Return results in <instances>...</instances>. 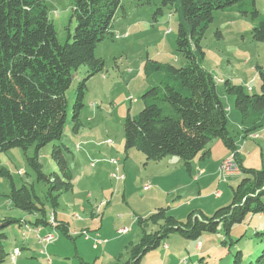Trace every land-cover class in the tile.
<instances>
[{
  "label": "rangeland",
  "instance_id": "1",
  "mask_svg": "<svg viewBox=\"0 0 264 264\" xmlns=\"http://www.w3.org/2000/svg\"><path fill=\"white\" fill-rule=\"evenodd\" d=\"M150 1L122 0V8L115 16L113 39L108 38L101 42L95 52L96 57L104 61L105 67L87 83L79 133L74 132L72 112L78 84L87 77L88 69L82 66L73 72L71 87L66 92L68 113L62 138V143L71 151L67 155V161L73 176V189L62 193L56 211L59 220L71 225L84 220L86 227L94 228L92 218L98 219L97 226L102 225L99 229H102L104 237L100 234L97 236L95 231L90 232L88 228L76 223L77 237H69L63 233L64 230L58 229V239L46 246L51 264H81L83 260L89 264H113L117 255L123 256L121 261H127V249L136 244L141 236L138 219L146 218L159 209L168 208L171 214L174 208L167 207V203L174 204L178 197L171 196L170 190L178 185L189 184V181L182 183L186 177L179 174L170 182L160 181L162 190H158L151 181L152 176L157 174L154 168L156 165H153L155 163L148 165L149 162L136 149L128 152L124 149V122L128 113L136 118L144 108V93L159 86L164 77V72L156 69L157 65L181 67L186 64V59L178 51L176 43L178 14L172 7L163 6V0ZM47 5L57 39L60 44H65L76 27L72 19V0H47ZM256 8L264 18V0H256ZM252 9L251 3L247 1L234 9L213 13V23L201 44L205 53L201 65L214 78L217 93L226 110L231 105L236 115V120L228 117V129L240 148L239 156L244 162L243 167L261 171L264 170V128L244 139L242 118L235 107V96L227 93L224 85L229 81L232 85L243 87L250 95L261 93L264 43L253 41L252 29L255 22L251 15L240 13V10L250 12ZM159 10L162 11L161 14ZM145 86L148 89L141 93ZM244 140H247V145ZM215 141L217 139L213 142ZM213 142L209 145V150ZM218 142L227 150V158L236 157V154L238 156V151L232 152L220 140ZM56 143H51L39 151L42 172L49 177H62L52 158ZM34 155V147L27 151L15 148L0 153V217L17 220L3 231L7 237L4 241L5 251L10 254L21 250L25 240L23 231L34 245L33 257L25 254L16 259L17 261L8 257L2 264H48L47 256L41 254L43 246L39 244L36 232L22 229V224L25 221L31 224L36 220V215L15 208L9 197L14 187L18 191L26 186L32 194V200L37 201L34 197L36 194L45 203L49 215L52 213L46 200L48 187L38 180L28 162V158ZM214 155L217 157L218 154ZM214 157L205 166L206 175L201 177L208 179V184L204 181L194 183L185 190L187 195L184 196V203L189 201L191 206L186 207L185 204L173 211L179 221H184L194 208H199L198 211H203L207 217L212 216L217 210L215 207L219 205L213 203L218 189L223 192L220 202L227 203L225 206L232 202L233 190L239 183L230 179L222 180V185L217 184L220 175L217 172L216 177V172L213 171ZM113 161L117 162L121 173L117 172ZM127 161L129 163L125 165ZM119 175L125 177L121 182L116 179ZM147 185L150 186L149 189H146ZM262 200L264 201V196ZM92 213L95 215L92 216ZM124 227L128 229L127 234L118 235L117 231ZM257 232L264 233V217L254 214L244 223L234 226L229 235L225 234L222 225L217 232L205 233L198 240L172 235L160 247L148 252L141 264H180L182 261H187L184 264H233L239 252L242 254V264H249L264 250V237L256 236ZM83 233H88L92 240H85ZM105 233L115 241L108 240V245H100L99 250H94L93 238L110 239L105 237ZM199 243L203 246L202 252L196 249ZM115 244L116 247H113ZM14 248L18 249L11 252Z\"/></svg>",
  "mask_w": 264,
  "mask_h": 264
},
{
  "label": "trees",
  "instance_id": "2",
  "mask_svg": "<svg viewBox=\"0 0 264 264\" xmlns=\"http://www.w3.org/2000/svg\"><path fill=\"white\" fill-rule=\"evenodd\" d=\"M247 1L252 11L240 10V13L251 15L255 22L253 41L264 43V18L257 11L256 0H163V6L172 7L178 14L176 43L186 64L157 65L156 69L164 72L161 84L144 93V108L136 118L128 115L125 119L126 152L136 149L148 162L175 156L190 170L192 161L206 156L209 145L216 139L232 152L238 151L228 129V113L217 93L216 82L201 65L205 55L201 44L213 23L215 11L234 9ZM120 8L122 0H72L75 31L69 34L65 44H60L49 17L47 0H0V153L34 147L35 155L28 162L38 180L47 185L46 200L55 216L60 196L73 189L67 161L71 151L62 143L68 113L66 92L71 87L73 72L86 66L87 77L78 84L72 112L74 132L79 133L87 83L105 67L95 52L101 42L113 39L115 16ZM261 82L259 95H250L229 81L224 84L227 93L235 96L244 139L264 128L263 74ZM54 142L57 143L52 158L62 177L45 175L39 163V151ZM238 156L242 176L233 190L230 205L216 210L210 217L192 211L185 221L177 220L168 208L139 218L140 239L127 249L128 260L123 262L120 256L117 264H141L148 252L160 247L172 235L198 240L205 233L217 232L221 225L229 235L234 226L244 223L251 215L264 217V170L244 168ZM9 197L15 208L37 216L31 223L34 227L49 225L45 203L36 194L34 202L26 186L18 191L14 187ZM16 222L13 218L0 217V264L9 257L3 231ZM57 229L69 236L63 223ZM256 236L264 237V233L257 232ZM242 261L239 252L233 264H242ZM81 264L89 263L82 261ZM249 264H264V250Z\"/></svg>",
  "mask_w": 264,
  "mask_h": 264
},
{
  "label": "crops",
  "instance_id": "3",
  "mask_svg": "<svg viewBox=\"0 0 264 264\" xmlns=\"http://www.w3.org/2000/svg\"><path fill=\"white\" fill-rule=\"evenodd\" d=\"M141 74H142V72H141ZM148 89V86H145L143 89H142V91H141V93H143V92H145L146 90ZM223 99H225V97L223 96ZM222 100V99H221ZM134 101H136V100H132V102H134ZM223 102V101H222ZM136 103V102H135ZM230 104V103H229ZM230 108V109H229ZM228 109H229V113H228ZM228 109H227V113H228V117L229 118H233L234 120H236V115L234 114V112H233V109H232V106L231 105H229V107H228ZM128 115H130L129 113H128ZM238 115H240V114H238ZM131 116V115H130ZM240 118H241V116H240ZM242 126V125H241ZM240 126V127H241ZM241 129H242V127H241ZM243 130V129H242ZM229 132H230V130H229ZM230 134H231V132H230ZM231 136L234 138V136L231 134ZM247 140H244V143H245V145H247L248 144V142H246ZM124 143V142H123ZM236 143V142H235ZM237 145V144H236ZM238 147V146H237ZM239 147H238V155H239ZM220 151L222 152V153H220ZM226 149L225 148H223L222 147V145L220 144V142H218V140L217 141H215V142H213V144H212V146H211V150H209V152H208V154L206 155V156H204V157H200L199 156V158H196L195 160H193L192 161V163H191V167H190V170L188 169L187 170V168L184 166V163H183V161L180 159V158H178V157H175V156H169V157H166V158H164V159H162L161 161H158V162H149V164L148 165H151V163H155V164H153V165H156V166H154V168L156 169V171H157V174L156 175H153L152 176V182L154 183V184H156V186H157V188H158V190H162V185H161V183H160V181H162V182H170L172 179H175V177L177 176V175H179V174H181V176H183V177H186V179H185V181L183 180V181H181L182 183H184V184H186V183H188V181H189V184L188 185H178V186H175L174 188H172L170 191L173 193H171L170 195L171 196H174V195H176L177 197H178V200L177 201H174V204H171V203H167V207H169V208H174L172 211H171V214L177 219V220H179L175 215H174V212L177 210V209H179L180 207H184L185 206V204H187L186 205V207H189V206H191V204L192 203H190L189 204V201H187V202H185L184 203V200H186V199H184V196L185 195H187L186 193H185V190H187V189H189L190 187H192L193 186V184L194 183H199V182H202V181H204L205 183H207L208 184V179H202L201 177L202 176H204V175H206V172H205V170H206V168H205V166L211 161V159L215 156L214 154H218L217 155V157H214V162H215V165H214V169H213V171L214 172H216L215 173V175H216V177H217V172H219V168H220V165L222 164V162L227 158L226 157ZM239 158H240V160H241V163H242V165L244 164V162L242 161V159H241V157L239 156ZM199 159V160H198ZM128 163H129V161H127L126 162V164L125 165H128ZM124 165V166H125ZM124 166H123V170H124ZM154 168H152V169H154ZM122 172V170H121V168L120 167H118V173H121ZM21 173H23V172H21ZM187 175H189L190 177H187ZM194 176V177H193ZM242 176V175H241ZM241 176H237V177H233V178H229L228 180H232V181H235L236 180V182H240V180H241ZM195 178V179H194ZM121 182V181H120ZM174 182L176 183L177 182V180H174ZM222 182L223 181H221L220 180V178H218V181H217V184H219V185H222ZM231 183V182H230ZM209 185H210V183H209ZM212 185V184H211ZM210 185V186H211ZM156 188V187H155ZM199 193L201 194V191H199ZM183 195V196H182ZM223 198V192L220 190V189H218L217 191H216V193H215V195H214V202L213 203H216V204H219L218 206H216L215 207V209H220V208H222L223 206L225 207V205L227 204H225V203H223V202H220L219 200H221ZM184 203V204H183ZM183 204V205H182ZM172 206H175V207H172ZM228 206V205H227ZM161 207V206H160ZM156 208H158V207H156ZM198 210H200L199 208L197 209V208H194V209H192V211H198ZM203 210V209H202ZM174 211V212H173ZM192 211H190L189 213H191ZM154 212V211H153ZM170 212V211H169ZM198 212H201V211H198ZM152 213V212H151ZM150 213V214H151ZM189 213H188V215H189ZM202 214H204L203 213V211L201 212ZM93 215H95L94 213H92V216ZM187 215V216H188ZM205 215V214H204ZM56 216H57V211H56ZM206 216V215H205ZM35 217H37V216H35ZM144 217H146V216H144ZM260 217H261V215H260ZM24 221H25V219H23ZM186 220V219H185ZM184 220V221H185ZM57 221L59 222V224L60 223H63L64 224V226L66 227V230L68 231V234H69V236L70 235H74V236H78V233H76L77 231V227H76V225H75V223L76 224H78V226H81V227H84V228H88V227H86V221H76V222H74V224L73 225H71V223H69V222H66V221H62V220H59L58 219V216H57ZM99 220L98 219H96V218H92V224L94 225V228H92V227H89L87 230L88 231H90V232H93V231H95L94 233H97L96 235L97 236H99V234H100V236H103L104 237V233H103V231H102V229L100 230L99 228H102V225H98L97 226V224L99 223L98 222ZM21 224H22V222H21ZM92 224H90V225H92ZM22 229L24 230L25 228L26 229H29V230H34L35 232H36V229H37V227H34L32 224H29L27 221H25V223L24 224H22ZM40 228V232L38 233V232H36V234L37 235H39V236H45L46 234H48V233H50V232H52V228L50 227V226H47V227H39ZM72 228H74V230L72 229ZM83 228V229H84ZM122 229H125V227L124 228H122ZM121 229V230H122ZM120 231V230H119ZM119 231H117V233H118V235L120 234V235H125V234H121ZM127 234V233H126ZM22 235H23V237L25 238V240H24V243L22 244V246L20 247L21 248V250H22V254H20L21 256L20 257H18L17 258V260L19 259V258H22V256L23 255H25V254H28L29 256H31V257H33V253H34V251H33V248H34V245H32L31 244V242H32V240H31V238H28L27 237V233L25 232V231H23V233H22ZM80 236V235H79ZM109 236V234H107V233H105V237H107V238H110V237H108ZM91 237V236H90ZM38 238V237H37ZM94 239H97V238H93V240ZM120 239V238H119ZM119 239H116V241H120ZM85 240H87L88 242L89 241H91L92 240V238L91 239H86L85 238ZM98 240H100L101 241V243L97 246V248H94V246H95V243H93V249L94 250H99V247H100V245H108L109 244V241L108 240H112L113 242L115 241L114 240V238H110V239H105V240H102V239H98ZM38 242H39V240H38ZM40 244V243H39ZM42 245V244H41ZM166 247H167V245H165ZM113 247H116V244L115 245H113ZM171 248V247H170ZM169 248V249H170ZM15 249H18V248H14L11 252H13ZM199 252H202L203 251V246H202V244L201 243H199L198 244V246H197V248H196ZM24 251V252H23ZM10 254H12V253H10ZM10 254H9V257H10ZM119 254V253H118ZM120 256H122V255H120ZM118 257H119V255H117V258L115 257L114 259H115V261L117 262L118 261ZM16 260V261H17ZM80 260H83V259H80ZM12 261V260H11ZM15 261V262H16ZM47 261V260H46ZM84 261V260H83ZM86 262V261H85ZM116 262L115 263H113V264H116ZM87 263V262H86ZM184 263H187V261H182V262H180V264H184ZM46 264H47V262H46Z\"/></svg>",
  "mask_w": 264,
  "mask_h": 264
},
{
  "label": "built area",
  "instance_id": "4",
  "mask_svg": "<svg viewBox=\"0 0 264 264\" xmlns=\"http://www.w3.org/2000/svg\"><path fill=\"white\" fill-rule=\"evenodd\" d=\"M114 165H116V164H114ZM117 172H118V166H117ZM219 175H220L221 181L222 180H228L229 178L241 176V169L237 163V160H231L225 164H221L220 168H219ZM116 179L118 181H120V180H124L125 177L119 175ZM149 188H150V186L147 185L146 189H149ZM48 226H50L52 228V232L46 234L45 236L37 235V237H38L39 243L42 244V246H43V249L41 250V254L47 256L46 260L48 261V264H51V258L47 254L46 246L48 244L56 241L58 239V235H59L58 229H57L59 226V222L57 221L56 216L53 212L49 215V225ZM36 232H38V233L40 232L39 227L36 229ZM119 232L121 234H126L128 232V229L125 228V229L120 230ZM83 235H85L86 239H91V237L88 233H83ZM94 243H95L94 248H97V246L101 243V241L98 239H94ZM19 252H21V250H19Z\"/></svg>",
  "mask_w": 264,
  "mask_h": 264
},
{
  "label": "bare ground",
  "instance_id": "5",
  "mask_svg": "<svg viewBox=\"0 0 264 264\" xmlns=\"http://www.w3.org/2000/svg\"><path fill=\"white\" fill-rule=\"evenodd\" d=\"M231 160H236V157L231 156V157L227 158L226 160H224V161L222 162V164H225V163H227L228 161H231ZM113 164H117V162H116V161H113ZM15 254H16V255H15ZM19 256H20V252H19V251H15V252H13V253L10 255V257H11V259H12L13 261L16 260L17 257H19Z\"/></svg>",
  "mask_w": 264,
  "mask_h": 264
}]
</instances>
